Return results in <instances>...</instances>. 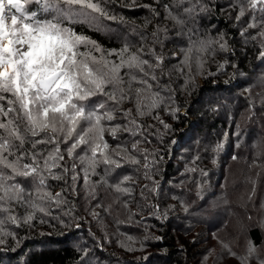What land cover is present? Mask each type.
Masks as SVG:
<instances>
[{
	"label": "snow or ice",
	"instance_id": "1",
	"mask_svg": "<svg viewBox=\"0 0 264 264\" xmlns=\"http://www.w3.org/2000/svg\"><path fill=\"white\" fill-rule=\"evenodd\" d=\"M115 2L0 0V246H5L8 238L19 245L22 238L17 237L15 229L34 227L37 214L41 224L55 221L79 228L73 207L65 206L71 203L68 194L77 193L81 174L83 187L92 199H96V188L101 184L120 196L131 197L133 189L124 185L132 176H119L117 170L139 165L142 157L144 177L154 185L150 191L158 194L159 182L149 171H158L162 157L140 145L151 143L148 137L156 134L150 131L153 125L144 124L145 117L158 121L166 133L172 131L158 114L154 115L156 110H168L174 104V89L162 82V77L171 75L165 70V61L170 58L163 53V44L169 38L167 30L157 25L150 45L148 36L138 32L139 46L125 36L119 48H105L74 28L82 24L100 32L105 31V21L123 24L124 17L107 7ZM135 2L131 0L125 6ZM32 3L38 5L36 10H29ZM247 4V9L239 0L231 5H239L237 21L246 11L253 13L240 35L245 42L259 40L264 57V28L254 36L247 34L248 29L264 24V20L258 24L255 17L257 10L264 13V0H247ZM141 7L159 16L152 5ZM163 7L166 18L173 21L176 36L186 43L180 47L182 58L174 66L182 76L187 69L183 87L192 80L193 63L197 72L203 69L206 54H234L224 33L217 37L199 33L198 19L210 10L206 0H170ZM156 45L161 48L159 52ZM227 64L225 60L218 67L222 70ZM126 103L132 107L125 108ZM178 111L172 108L170 115L176 118ZM121 134H127V138ZM110 140L115 142L114 147ZM223 148L224 144L218 143L213 152ZM188 171L195 172L196 168ZM50 181H62L60 191L53 192ZM129 202L124 201L125 208ZM14 206L24 208L25 215L16 214ZM96 207L101 205L97 203ZM135 215L130 213L129 220ZM255 253L250 242L246 255L237 258L240 264H249L253 258L264 264ZM87 257L85 249L83 264H89Z\"/></svg>",
	"mask_w": 264,
	"mask_h": 264
},
{
	"label": "trees",
	"instance_id": "2",
	"mask_svg": "<svg viewBox=\"0 0 264 264\" xmlns=\"http://www.w3.org/2000/svg\"><path fill=\"white\" fill-rule=\"evenodd\" d=\"M206 2L210 10L198 19L196 27L199 33L209 37L224 33L234 54L219 51L215 55L206 54V62L200 72L193 63L192 80L187 87H183L187 69L186 75L182 76L174 67L182 58L180 47L186 46V43L176 36L173 21L166 18L163 5L170 0H160L159 3L155 0H136L131 7L125 6L126 3L131 4V0H116L107 7L111 13L123 16L125 22L105 21V31L97 32L87 25H74L77 33L83 32L105 48H119L125 36L139 46L138 32L148 36L147 43L150 45L151 33L157 25L167 30L169 38L163 44V53L170 58L165 61V70H170L171 75L162 77V82L170 83L174 89V104L169 105L168 110H156L154 115L158 114L172 131L166 133L158 121L145 117L144 124L153 125L150 131L156 134L148 137L151 143L140 145V148L162 157L158 171H149L153 180L159 182L158 194L150 191L154 185L152 180L144 177L145 161L142 157L139 165L117 170L119 176H132V180L124 185L133 189L131 197L120 196L101 184L96 188V199H92L83 187L81 174L77 193L68 194L71 203L65 206V209L73 207V215L78 217L81 226L68 228L55 221L41 224L40 214H37L34 227L15 229L17 237L22 238L19 245L8 238L7 244L0 246V264H83L81 257L85 249L89 264H199L208 239L205 235L207 228L202 226L206 219L199 218L197 213L204 207L207 209L205 200L213 187L219 184H225L228 190L231 211L223 216L218 226L211 223L208 226L215 230L225 245L227 243L236 257L243 256L245 251L240 247L239 240H235L237 245L232 239L240 234H237V227H231V224L238 215L244 216L248 220L245 235L254 245L264 247V223L261 218L264 211L259 213L257 209L264 200V97L262 93L258 94L255 81V74L264 68V57L260 55L261 42L251 39L245 42L240 35L241 29L247 28L253 13L246 11L245 16L237 21L239 5L231 6L236 0ZM239 2L248 8L247 0ZM145 4L152 5L159 16H153L149 9L141 7ZM37 7L35 3L28 5L29 10H36ZM255 17L260 24L264 13L257 10ZM261 28L264 24L248 29L247 34L254 36ZM156 49L158 52L161 50L159 45ZM225 60L228 64L220 70L218 66ZM124 107L132 105L126 103ZM172 108L179 109L176 118L170 115ZM121 135L127 138V134ZM173 140L175 143H172ZM110 143L115 146V142L110 140ZM218 143L224 144L223 150L213 152ZM197 156L199 159H195ZM229 162L243 165L240 170L234 171L238 177L245 173V169L248 170L246 183L226 179L225 170ZM193 167L195 172L188 171ZM202 172L207 175H202ZM92 179L96 181L98 177ZM230 182L237 192L235 197L230 196ZM50 183L53 192L60 191L63 185L62 181ZM145 185L148 187L145 188ZM198 192L200 195H197ZM202 195L203 199L200 198ZM126 200L130 201L127 208L124 207ZM243 201L245 205L239 206ZM97 203L101 207H96ZM14 207L16 214L25 215L24 208ZM93 212L97 215L93 216ZM130 213L136 214L132 220H129ZM129 248L136 250L129 251ZM250 261L251 264L253 261Z\"/></svg>",
	"mask_w": 264,
	"mask_h": 264
},
{
	"label": "rangeland",
	"instance_id": "3",
	"mask_svg": "<svg viewBox=\"0 0 264 264\" xmlns=\"http://www.w3.org/2000/svg\"><path fill=\"white\" fill-rule=\"evenodd\" d=\"M255 75H256L255 81H257L256 82L257 92L258 94L262 93L264 97V68H261L258 71V73H256ZM254 134L256 135V133ZM262 148H264V143H263ZM229 163H230L229 167H227L225 170L226 179L229 180L230 178V181L233 182L234 180H236V182H240L241 184L246 183L247 180L249 179V177L247 176V174L249 173L248 170L246 169L244 170L246 175L244 172H242V176L238 177V175L236 174L235 176L234 171L236 172L237 169L240 170V168L243 167V165H241L240 162L239 163L229 162ZM232 182L229 183L231 188L233 184ZM213 189L214 190L211 193L209 192L208 198L205 200V203H207L206 204L207 209L206 207H204L203 210H206V211L203 212V210H199V212L197 213L199 218L206 219L205 224L202 225L200 223V225L206 226L207 234L205 235L208 239V241H206L207 245H205L206 247L205 251L200 258L199 264H240L239 259L236 256H233L230 254L229 250L231 251V249L227 246V243L225 245V243H223L222 240L217 236V234L215 233V230H212V227L208 226L209 223H211L212 225L218 226L223 216L225 215L227 216L231 211V208L229 207V202H228V194L226 193V191L228 190L225 187V184H221V185L219 184L218 186H214ZM214 191L215 192L218 191V193L214 194L215 193ZM230 192H231L230 196L232 195L233 197H235V195L237 194V192L233 188ZM200 198L203 199L204 196L202 195L200 196ZM238 205L244 206L245 202L244 201L242 203L240 202ZM257 209L259 213L261 212V210L264 211V200H263V204L260 207L257 206ZM238 213L239 212H237V214ZM261 218L264 223V217L261 216ZM246 221L248 222V220H246L244 216L238 215V217L236 218V221L231 224V227H235V226L237 227L236 228L238 232L237 234L241 235V236L239 235L238 238L237 236H235V238H232V239H234V241L239 240V243L241 244L240 247H243L242 249L245 251L244 252L245 255H246L247 247L249 243L250 242L252 243V241L248 238V236L245 235L246 231H248ZM242 231L244 232V234L242 233L243 235L241 234ZM224 233L225 232H223V235ZM254 247L256 248L255 255L264 260V258H262L264 257V250H263L264 247L258 246V245H254ZM238 248L236 249L238 250ZM231 253H235V252L231 251ZM252 261L253 262L251 264H259V261H257L256 259H252Z\"/></svg>",
	"mask_w": 264,
	"mask_h": 264
}]
</instances>
